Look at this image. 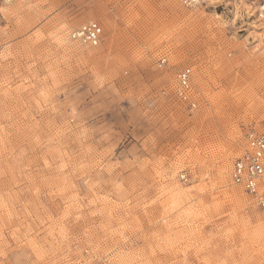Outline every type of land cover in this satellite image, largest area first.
Listing matches in <instances>:
<instances>
[{
  "label": "rangeland",
  "instance_id": "374dc122",
  "mask_svg": "<svg viewBox=\"0 0 264 264\" xmlns=\"http://www.w3.org/2000/svg\"><path fill=\"white\" fill-rule=\"evenodd\" d=\"M248 4L0 0V264H264V210L230 180L264 120ZM87 22L96 48L69 39Z\"/></svg>",
  "mask_w": 264,
  "mask_h": 264
},
{
  "label": "built area",
  "instance_id": "2783aa9c",
  "mask_svg": "<svg viewBox=\"0 0 264 264\" xmlns=\"http://www.w3.org/2000/svg\"><path fill=\"white\" fill-rule=\"evenodd\" d=\"M183 2L185 6L193 8L201 5L203 0H183ZM249 3L254 8L251 14L264 21V0H249ZM102 35V28L98 23L87 22L72 30L69 39L77 45L95 48L101 43ZM160 62L163 64L165 60ZM191 79L190 68L182 69L177 73L175 96L190 109H194L196 103L192 98ZM261 100L264 105V91ZM230 178L232 183L242 189L258 208L264 210V120L247 131L245 148L234 160ZM180 180L187 183L189 178L180 175Z\"/></svg>",
  "mask_w": 264,
  "mask_h": 264
},
{
  "label": "bare ground",
  "instance_id": "6f19581e",
  "mask_svg": "<svg viewBox=\"0 0 264 264\" xmlns=\"http://www.w3.org/2000/svg\"><path fill=\"white\" fill-rule=\"evenodd\" d=\"M250 4V5H249ZM247 6L248 7H251V3H249ZM253 7H251V9H252ZM250 16H252V14H250ZM256 22H261V20L256 16ZM260 25H263V23H260ZM261 29L263 28V26H261L260 27ZM80 46V45H79ZM96 48V47H95ZM191 70V69H190ZM191 81H192V79H191ZM191 89H192V83H191ZM250 96H251V99L253 100V102H254V104L256 103V94H255V92H252L251 94H250ZM257 104V103H256ZM260 106V105H259ZM245 141H246V137H245ZM246 145V144H245ZM244 148H245V146H244ZM243 148V149H244ZM242 153V152H241ZM240 156V155H239ZM238 156V157H239ZM226 159V158H225ZM235 160V159H234ZM233 164V163H232ZM231 171H232V169H231ZM228 173H229V168H228V166L227 165H223L221 168H220V171H219V176L224 180V182L223 183H225L226 182V177H227V175H228ZM231 173V172H230ZM222 180V181H223ZM230 180H231V178H230ZM232 182V181H231ZM184 183V182H183ZM237 187V186H236ZM239 188V187H238ZM242 190V189H241ZM173 194H172V198H173V201H177V200H179L182 196H184L185 195V192H183V191H176V190H173Z\"/></svg>",
  "mask_w": 264,
  "mask_h": 264
}]
</instances>
